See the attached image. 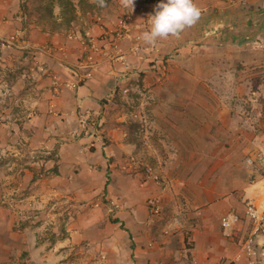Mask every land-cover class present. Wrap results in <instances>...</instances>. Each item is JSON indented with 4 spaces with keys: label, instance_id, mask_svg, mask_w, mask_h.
Listing matches in <instances>:
<instances>
[{
    "label": "rangeland",
    "instance_id": "obj_1",
    "mask_svg": "<svg viewBox=\"0 0 264 264\" xmlns=\"http://www.w3.org/2000/svg\"><path fill=\"white\" fill-rule=\"evenodd\" d=\"M55 9H59L57 14ZM33 23L68 39L77 37L81 52L71 62L73 76L76 70L91 77L101 55L111 61L125 58L105 33L107 48L95 36L96 45L104 53L91 50L77 14L69 25L62 22L58 0H0V224L7 223L8 215L12 230L24 236V242L19 241L22 248L18 244L11 257L0 264H115L108 253L111 243L107 242L105 249L96 244L102 236L109 241L111 237L121 239L118 233L125 230L117 223L115 211L123 209L127 200L122 197L123 191L110 192L114 187L148 192L144 200L147 221L157 219L166 226L161 236L155 235L148 242L149 249L164 245L167 235H173L175 241L179 226L185 235L181 260L191 264L186 254L192 243L191 232L217 225V232L223 238L232 237L231 246L235 247L215 264H264L258 262V256L245 254L236 260L240 243L249 233L238 238L233 230L221 225L226 202L241 201L234 178L243 177V171L248 177L255 171L264 173L260 164L263 152H252L259 148L254 143L260 136L255 135L264 137V36L259 33L228 41L204 38L201 43L196 39L188 42L180 33L179 50L187 45L191 50L205 42L216 53L208 59L201 56L195 67L191 59H182L185 63L179 68L165 63L174 62L171 55L165 54L161 60L150 57V65L158 60L162 65L152 68L151 75L131 76L108 97V111L117 116L107 119L105 128L117 133L118 142L134 146L114 149L113 156L105 155L109 157L105 164L94 156L99 152L96 141L111 144L108 136L97 134L96 129L100 131L103 125L93 119L76 118L73 111H60L55 91L50 96L42 94L38 82L43 74L56 84L60 78L44 60L62 57L64 46L34 42L29 37ZM7 24L14 31L5 34L3 26ZM220 24L217 21V31ZM114 27L112 35L117 33L118 23ZM122 31V35L125 31L128 35L127 28ZM191 33L188 30L187 34ZM123 36L115 37V41L119 44ZM43 45L54 46L55 50H36ZM88 53L93 55L92 63H85ZM209 59L215 72H211V66L205 67V63L211 65ZM224 115L228 123L241 129L229 131ZM245 137L251 140L247 149L240 141ZM258 154L262 158L249 163L248 159ZM236 161L240 163L235 165ZM229 185L233 186L231 192ZM151 206H158L157 211H151ZM205 206L212 213L208 211L202 220L197 212ZM119 263L126 264L123 260ZM146 264L170 263L153 258Z\"/></svg>",
    "mask_w": 264,
    "mask_h": 264
},
{
    "label": "crops",
    "instance_id": "obj_2",
    "mask_svg": "<svg viewBox=\"0 0 264 264\" xmlns=\"http://www.w3.org/2000/svg\"><path fill=\"white\" fill-rule=\"evenodd\" d=\"M73 1H75L76 5L77 21H79L83 30L86 29L89 34L99 38V43L106 48L108 46L105 43L108 37L103 34L105 30L111 33V31L115 30L114 26L119 19L126 21L125 26L128 30V35L119 38V46L125 57H123V61H111L109 58L101 55L98 58L97 65L93 68L91 77L77 74L78 72L76 70L73 76L69 68L72 65L71 62L81 52V46L79 45L78 39H76L77 37L68 39L65 35L59 34L57 31L44 29V27H40L34 23L30 25L29 37L36 43H52L54 46H64L63 52L60 53L62 57L55 55L45 60L43 58L41 59V61H45V66L51 71L60 74L59 82L56 84L51 78L43 74L41 81L39 79L38 83L42 86L41 90H43L42 94L44 96L46 94L50 96V94H53L52 91L56 92L54 100L60 111H73L72 113L76 115V118L93 119L95 123L97 122L99 125H103L100 131L98 128L96 129L98 131L97 134L102 133L103 137L108 136L107 139L111 141V144L96 141L99 152L94 156L98 162L101 161L102 163H105V160H109V157L106 159L105 155H114V149H131L134 146L131 143L125 145L122 142H118L119 136L117 133L112 132L114 130L105 128L104 125L107 119H112L117 116L114 111L111 115L108 111L111 109V101L108 97L115 92L117 87L123 86V84H126L135 75L148 73L151 75L152 68L159 67V64L162 65L163 61L159 60L165 54L171 55V58L175 59L174 62H165L168 63V67L174 65L176 68H179V64L184 65L185 63L181 61L182 59H191L193 67L199 65L200 61L198 60L201 56H206L208 59L211 54L217 51H213L210 45L205 46V42L201 44L204 38L213 39L218 37L227 40L241 38V36H256L259 32L264 36V0H195L196 4L202 10V16L195 26L181 32V37L187 39L188 42H191L192 39H196L197 41L201 40V43L196 48L191 49L190 46V49L193 51L189 50V45L179 50V35L170 36L166 40H158L154 45H147L140 39L141 34L150 29V16L155 15V6L160 2L159 0H134V8L132 11L129 8L123 7L120 0H110L109 4L102 8L95 3L97 7L90 10L86 9L85 5L79 6L77 0ZM93 1L88 0L87 2L91 4L94 3ZM57 12H59V9H55V14ZM95 16L97 18L99 17V22H95ZM57 19L59 20L60 18ZM217 21L221 22V29L218 31L215 26ZM3 27L5 34L14 31L12 29L13 27L9 24ZM190 29L192 33L187 34ZM204 33L205 35H210L207 37ZM150 57L160 59L156 64L151 63L152 65H150ZM212 59H209L211 65L205 63V67L210 68L211 66V72H215L214 69L216 70V67L213 66L214 62ZM197 84H199L198 80ZM226 114L228 113L226 112ZM225 115L224 124L225 126L227 125L229 131L235 132L241 129V126L236 127L232 125L233 123L231 121L228 123ZM89 131L90 129L87 126V132L89 133ZM254 135L253 133L251 138ZM258 136H260V139L254 144L259 146L260 149L254 148L252 152L261 150L264 155V137L260 134L255 135L256 138ZM240 141L245 144V148L247 149V144L251 140L245 137L240 139ZM100 156L102 159L98 158ZM239 163V161L234 162L235 165ZM260 164L264 165V160ZM243 174V177H235L232 181L238 183L235 189L240 193L241 201L231 200L232 203L226 202L225 206L227 209L222 214L236 212L241 216L240 222L231 229L233 230L234 236L238 238L244 237L251 230V222L246 218L244 213L246 202L253 200L257 205L264 206V173L260 174L255 171L249 177L245 171H243ZM252 176L253 178L250 180ZM232 189L233 186H230L228 192H231ZM121 191H123L122 197L127 200L123 209L115 211L117 223L125 227V230L123 229L122 232L119 231L118 233L121 239L111 237V241H109L108 238L106 239L102 236L97 239L96 244L105 249V246L108 244L107 242L111 243V248L108 249V253L109 258L115 264H120L119 262L121 260L125 261L126 264H146L147 261L153 258H163L170 264H183L184 261L181 260V256H183L182 248H184L185 243V235L181 234L183 229H179L181 227L176 226V228L178 227V231L175 234V241L172 237L173 235H167L162 241L164 245L157 244L154 248L149 249L147 247L148 242L155 235L161 236L160 232L166 226L163 227L160 224L161 221L158 222L157 219L153 220L154 222L151 219L147 221V207L144 204L148 193L146 190H143V188L136 190L132 187L123 190L121 188L115 189L114 187L110 190V192L117 193ZM208 211L209 214L212 213L210 207L205 206L197 214H200L198 216L202 220H205ZM5 218L7 219V223L0 224V262L2 260H8L11 257L13 249L18 244L19 248H22L20 247V243L24 242L23 233L16 234L11 228L13 223L9 219L10 217L7 215ZM218 229L217 225H214L212 228H207V230L205 228L203 230L198 228L193 229L190 234L192 240L191 247L186 251V254L191 258L193 263L215 264L222 256H229L231 254L233 247H235L231 246L232 237L230 239L223 238L217 232ZM261 237H264V235H261ZM20 240L22 242H19ZM160 240L162 238L158 239V243ZM124 251L125 255H123Z\"/></svg>",
    "mask_w": 264,
    "mask_h": 264
},
{
    "label": "built area",
    "instance_id": "obj_3",
    "mask_svg": "<svg viewBox=\"0 0 264 264\" xmlns=\"http://www.w3.org/2000/svg\"><path fill=\"white\" fill-rule=\"evenodd\" d=\"M97 20H99V17L97 18ZM117 23L118 28L116 29L117 33L115 35H112V33H109V31L106 30L104 33L107 34V36L110 35V38L112 39L111 45L114 48L120 49L118 42L115 41V37L126 35V31L122 35V29L125 30L126 26L124 24L123 19H119ZM87 35V42L89 43L91 50L94 49L95 51H100L101 53H104L102 47L100 48L96 45V37L91 34H88V32ZM105 45L108 46V44L106 43ZM35 48L41 53H50L55 50V47L51 45H43ZM91 53H88V55L86 56L87 60L85 63H92L93 55ZM261 158V155L258 154L256 157H251L248 160L249 163H254L256 159ZM157 209L158 206H151V211H157ZM244 213L246 215V218H248L251 222V230L248 236L240 243V252L235 258L236 260H239L240 255L242 254H245L249 257L258 256V262L264 263V238H259L261 235H264V206H259L253 200H250L246 202ZM240 220L241 216L238 213H228L221 217V225L224 229L231 230L236 224L240 222ZM254 261L251 260L250 262L254 263ZM191 264L195 263L192 262Z\"/></svg>",
    "mask_w": 264,
    "mask_h": 264
},
{
    "label": "clouds",
    "instance_id": "obj_4",
    "mask_svg": "<svg viewBox=\"0 0 264 264\" xmlns=\"http://www.w3.org/2000/svg\"><path fill=\"white\" fill-rule=\"evenodd\" d=\"M100 7L105 0H95ZM125 8H134V0H120ZM202 16L201 8L195 0H167L156 5L155 15L150 16V29L144 31L140 39L147 45H154L158 40L178 36L184 30L195 26Z\"/></svg>",
    "mask_w": 264,
    "mask_h": 264
},
{
    "label": "trees",
    "instance_id": "obj_5",
    "mask_svg": "<svg viewBox=\"0 0 264 264\" xmlns=\"http://www.w3.org/2000/svg\"><path fill=\"white\" fill-rule=\"evenodd\" d=\"M78 5H87L86 9L90 10L97 5L95 4V0L93 1L94 3L89 4L87 1L88 0H77ZM110 0H105V5L109 4ZM60 10H61V15H62V22L66 25H69L76 19V5L73 0H58ZM48 13L51 15L52 13V8L48 9ZM260 33V32H259ZM241 39H248V36H241ZM233 41V40H232Z\"/></svg>",
    "mask_w": 264,
    "mask_h": 264
}]
</instances>
